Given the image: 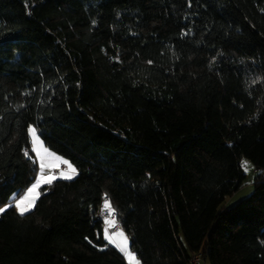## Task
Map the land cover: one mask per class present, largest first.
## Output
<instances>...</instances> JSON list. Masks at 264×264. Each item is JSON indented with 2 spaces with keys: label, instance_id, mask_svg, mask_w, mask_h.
Wrapping results in <instances>:
<instances>
[{
  "label": "trees",
  "instance_id": "1",
  "mask_svg": "<svg viewBox=\"0 0 264 264\" xmlns=\"http://www.w3.org/2000/svg\"><path fill=\"white\" fill-rule=\"evenodd\" d=\"M31 124L79 174L0 215V264H125L105 193L142 264H264V0H0V206Z\"/></svg>",
  "mask_w": 264,
  "mask_h": 264
},
{
  "label": "snow or ice",
  "instance_id": "2",
  "mask_svg": "<svg viewBox=\"0 0 264 264\" xmlns=\"http://www.w3.org/2000/svg\"><path fill=\"white\" fill-rule=\"evenodd\" d=\"M187 34L188 33H185V35ZM114 59L119 61L118 56L114 57ZM148 63L151 64L152 62L148 61ZM259 80L260 78H257L256 80H253L252 83L255 84L259 82ZM28 134L31 138V151L36 154V159L33 160V163L38 162L39 165L38 173L35 177L34 183H32L22 195L17 197L16 194H13L9 199V202L3 207H0V215L4 214L9 208H15L19 216H25L32 212L36 207V203L41 194L39 190L42 186H50L58 179L72 180L79 174L78 169L70 161L58 156L56 153L45 147L44 142L40 139L35 127L29 126ZM24 154L29 159H32V157L29 156L28 150H25ZM61 165H64L65 167L61 168ZM241 167L245 172L250 170L249 162L246 160L241 162ZM101 211L105 216L103 239L106 241V244L100 250L103 251L105 248L111 246L123 256L126 264H142L136 252L132 250L130 237L119 225L117 220V210L113 206L110 198H108L107 193L104 195ZM113 229L115 230L113 231ZM89 243H91V241H89Z\"/></svg>",
  "mask_w": 264,
  "mask_h": 264
},
{
  "label": "rangeland",
  "instance_id": "3",
  "mask_svg": "<svg viewBox=\"0 0 264 264\" xmlns=\"http://www.w3.org/2000/svg\"><path fill=\"white\" fill-rule=\"evenodd\" d=\"M30 126L35 127L32 124ZM29 139L31 142L30 136H29ZM244 160L249 162L250 170L248 172H245L243 170V168L241 167V162ZM238 163H239V166H240V168L244 174V177H243L241 184L238 187V189L235 190L234 192H232L230 195H227L224 197V200L220 205L221 207H225V208L232 207L236 202H238L242 198L248 196L253 191V183H254V179L256 177V170H255L252 162L248 158H246L245 156H241L238 160ZM37 167L39 168L38 162H37ZM38 170L39 169H37V173H38ZM34 180H35V178L33 179L32 183H34ZM31 184L29 185V187L31 186ZM199 264H209V262L206 258H204L203 260H201L199 262Z\"/></svg>",
  "mask_w": 264,
  "mask_h": 264
},
{
  "label": "built area",
  "instance_id": "4",
  "mask_svg": "<svg viewBox=\"0 0 264 264\" xmlns=\"http://www.w3.org/2000/svg\"><path fill=\"white\" fill-rule=\"evenodd\" d=\"M63 167H65V166L61 165V168H63ZM56 171H59V170H56ZM103 199L101 200V202L98 205V208H97V211H96V216L99 217L100 219L104 220L105 216H104V214H102V211H101L102 204H103ZM203 259H204V254L202 252H194L193 254H191V256L189 258V263L190 264H199V262L201 260H203Z\"/></svg>",
  "mask_w": 264,
  "mask_h": 264
},
{
  "label": "crops",
  "instance_id": "5",
  "mask_svg": "<svg viewBox=\"0 0 264 264\" xmlns=\"http://www.w3.org/2000/svg\"><path fill=\"white\" fill-rule=\"evenodd\" d=\"M33 155H34V157H35V159H36V154H35L34 152H33ZM37 169H39V168L37 167ZM36 175H37V172H36ZM36 175H35V176H36ZM26 190H27V188H26L22 193H20L19 195H22ZM19 195H18V196H19ZM12 196H13V195H12ZM12 196H11V197H12ZM18 196H17V197H18ZM11 197H10V198H11ZM10 198H9V199H10ZM8 202H9V201H8ZM3 206H4V205H3ZM3 206H0V207H3ZM103 228H104V220H103L102 227H101V236H102V238H103ZM113 231H114V229H113ZM125 264H126V261H125Z\"/></svg>",
  "mask_w": 264,
  "mask_h": 264
}]
</instances>
